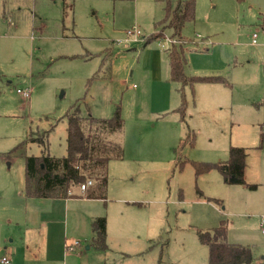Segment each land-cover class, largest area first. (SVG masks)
<instances>
[{"label":"rangeland","instance_id":"obj_1","mask_svg":"<svg viewBox=\"0 0 264 264\" xmlns=\"http://www.w3.org/2000/svg\"><path fill=\"white\" fill-rule=\"evenodd\" d=\"M165 3L0 0V256L15 247L12 264H25L44 239L26 197L16 195L25 158L41 154L46 132L48 151L66 154L65 114L82 98L93 116L120 108L125 119L123 157L108 165L107 198L94 201L111 222L107 264H208L198 230L221 220L228 241L252 246V264H264V0H197L182 43L165 24L156 26ZM133 27L145 37L125 41ZM152 32L160 37L144 46ZM166 36L186 44V73L224 82L171 80L168 48L159 45L169 46ZM108 48L112 60L102 64ZM183 90L185 119L176 110ZM189 131L194 144L178 150ZM230 145L246 147L245 178L256 188L226 183L216 169L196 174L192 160H226ZM70 218L69 237L78 231L74 212ZM84 246L85 261L98 263L100 251Z\"/></svg>","mask_w":264,"mask_h":264},{"label":"trees","instance_id":"obj_2","mask_svg":"<svg viewBox=\"0 0 264 264\" xmlns=\"http://www.w3.org/2000/svg\"><path fill=\"white\" fill-rule=\"evenodd\" d=\"M197 0H166L164 17L156 22L157 27L165 24L172 29L173 35L182 41V28L196 17ZM264 26V14L261 15ZM160 37L159 32H152L145 40L144 46ZM104 54L102 64L109 57L112 60L114 49L108 48ZM170 63V79L179 82L183 87L198 81L224 82L221 75H190L186 73V49L184 44L173 43L167 49ZM110 55V56H109ZM109 56V57H108ZM109 67V64H108ZM102 68L97 70L90 78L89 83L102 76ZM226 82V81H225ZM76 101L68 109L67 118V151L63 156L52 155L48 151V132L39 137L43 146L39 155H27L25 158V194L31 197H71L78 195L75 186L88 180L92 183L86 190L90 197L106 198L104 192L108 185V165L112 159L122 158L124 146L122 134L125 119L118 108L110 117H96L90 112L87 105L83 108L82 100ZM187 99L182 92V100L176 108L182 119H185ZM195 133L188 132L185 139L181 140L182 148L188 140L194 144ZM247 149L244 146L230 145L229 157L219 161L192 160L196 174L218 170L224 182L246 184L256 188L255 183H247L245 178ZM92 244L95 248L105 250L107 241V216L101 215L92 221ZM202 243L209 249L208 264H252L253 247L250 245L235 244L228 241V224L221 220L219 225L211 230H198Z\"/></svg>","mask_w":264,"mask_h":264},{"label":"crops","instance_id":"obj_3","mask_svg":"<svg viewBox=\"0 0 264 264\" xmlns=\"http://www.w3.org/2000/svg\"><path fill=\"white\" fill-rule=\"evenodd\" d=\"M4 16H8L5 11ZM115 44H117L116 41ZM172 107L173 105L170 104V106L163 109V111L169 110ZM87 188L88 186L86 189H77L78 195L71 197H31L25 194L24 188L16 192L18 197H26L24 198L25 206H29L33 209L34 215L36 216L35 219L39 220L40 223H38V226L42 228L44 235L43 241H40L38 245H36L37 250L33 252L32 256L30 258L28 255L24 256L25 264L26 262L28 264H107V254L111 248L110 245L113 244L108 243L107 249L100 250L93 246L91 240L93 236L92 221L96 217L102 215V211L98 208L97 202L94 204V201L106 199L107 197L100 199L99 197H90L86 195ZM73 198H78V200H73ZM70 201L78 202L73 204ZM70 211L74 212L78 220V231L74 233L75 230L73 229L74 234L69 237V227L73 225L71 223ZM110 227L111 222L108 219L107 241L111 236L110 232H112ZM29 228L30 227H27L26 229ZM75 240L80 241L77 249L67 250V243L74 242ZM83 240L86 242L85 246L83 245ZM30 245V242H27L28 248ZM83 246L90 252L92 249L100 251L98 254L95 253V255H98V263L85 261V253L82 251ZM5 249V253L0 256V261L2 262L1 258L3 256H8L11 259L10 264H12L15 247H5Z\"/></svg>","mask_w":264,"mask_h":264},{"label":"built area","instance_id":"obj_4","mask_svg":"<svg viewBox=\"0 0 264 264\" xmlns=\"http://www.w3.org/2000/svg\"><path fill=\"white\" fill-rule=\"evenodd\" d=\"M127 37L125 38V41L127 40H131V41H139L141 40L143 37H145V35L143 34L142 30L138 27H133L128 29L127 31ZM167 38H164V40H168L170 42L169 46L171 44L174 43V40H172L169 36H166ZM256 37H257V33H253V41H256ZM160 40V39H159ZM122 40H118V42H121ZM159 45L164 48L167 49L169 48V46H167V44L165 42L159 41ZM19 92H21L25 97H30V91L29 90H23L18 88L17 89ZM92 183L91 180H88L87 182L83 183L81 185V189H86L87 186H89ZM260 226L262 231L264 232V216L261 217V222H260ZM80 241L79 240H75L74 242L71 243H67V250H76L77 247L79 246ZM2 262L6 263V264H10L11 263V259L8 256H3L1 258Z\"/></svg>","mask_w":264,"mask_h":264}]
</instances>
